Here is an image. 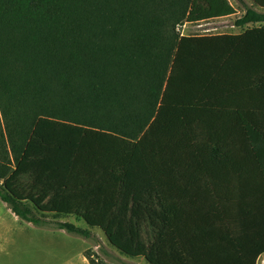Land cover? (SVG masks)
Segmentation results:
<instances>
[{
	"label": "trees",
	"instance_id": "trees-1",
	"mask_svg": "<svg viewBox=\"0 0 264 264\" xmlns=\"http://www.w3.org/2000/svg\"><path fill=\"white\" fill-rule=\"evenodd\" d=\"M173 1L188 24L235 14L228 0ZM166 2L0 0V200L31 225L90 238L38 215L74 217L147 264H256L264 26L179 37ZM238 131L262 177L252 222L225 205L253 173L231 151Z\"/></svg>",
	"mask_w": 264,
	"mask_h": 264
},
{
	"label": "rangeland",
	"instance_id": "rangeland-1",
	"mask_svg": "<svg viewBox=\"0 0 264 264\" xmlns=\"http://www.w3.org/2000/svg\"><path fill=\"white\" fill-rule=\"evenodd\" d=\"M172 2L174 1L167 0V4L164 3L160 5L163 10L160 12L164 20H169L168 23H172L173 25L176 23L173 33L179 37L239 34L247 28L264 26V21L237 24L242 21L245 14L248 12L264 15V10L256 8L249 0H228L235 9L234 15L228 18L216 19L199 24H188L184 20L181 21L184 16L182 8H180L182 3L176 1L174 3ZM167 38L170 40V35ZM170 42L171 41H167V43ZM1 185L2 180L0 179V189L2 187ZM38 217L52 226L58 223H71L78 228L86 230L90 237L87 239L89 243L87 256L92 264H147L143 259H133L121 254L108 244L100 230L91 229L84 222L78 221L74 217H55L51 215H38ZM42 230H46L45 227L31 225L14 216L0 200V247L8 248L11 245L18 247L44 246L46 243L44 239L41 238L44 236L41 234ZM73 246L77 245L73 244ZM5 258L6 256L0 255V264H9ZM22 261H24V264H28L30 260H17L16 264H20ZM256 264H264V255L257 259Z\"/></svg>",
	"mask_w": 264,
	"mask_h": 264
},
{
	"label": "crops",
	"instance_id": "crops-1",
	"mask_svg": "<svg viewBox=\"0 0 264 264\" xmlns=\"http://www.w3.org/2000/svg\"><path fill=\"white\" fill-rule=\"evenodd\" d=\"M249 1L254 5L251 0ZM254 6L258 9L264 10V8L256 5ZM251 118L258 125H261L257 117L254 116ZM261 139H264V134H260L258 135V138H256V140ZM233 141L236 143L234 147L231 148L232 153H243L241 160L245 161V163L247 160V165L245 166H248L253 173L245 178L243 184L240 185L239 190L242 191V196H244V198H233L228 200L225 205L227 210H232L234 212L237 211L238 213L243 214L249 212L250 215H252L250 218V222H252L253 216L259 208L258 200L255 198L256 196H261V194H263V191L258 188V183L261 182L262 177L258 170L256 160L248 154L253 153V151L249 149L245 143L246 136L241 131H238L235 134ZM261 207H263V205H261ZM45 229L46 230L41 231V234L44 235L41 238L44 239L46 245L36 247H18L14 245H11L8 248L0 247V255L6 256L5 259L9 264H16L17 260H30L28 261V264H90L85 255V252H87V249L89 248L87 239L68 234L65 231L58 229ZM73 244H76L77 246H73ZM20 264H24V261Z\"/></svg>",
	"mask_w": 264,
	"mask_h": 264
}]
</instances>
